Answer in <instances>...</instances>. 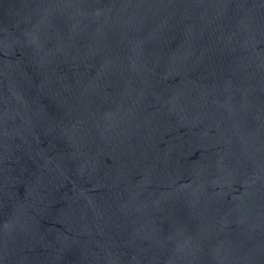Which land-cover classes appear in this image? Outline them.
<instances>
[{
	"label": "water",
	"instance_id": "1",
	"mask_svg": "<svg viewBox=\"0 0 264 264\" xmlns=\"http://www.w3.org/2000/svg\"><path fill=\"white\" fill-rule=\"evenodd\" d=\"M0 264H264V0H0Z\"/></svg>",
	"mask_w": 264,
	"mask_h": 264
}]
</instances>
